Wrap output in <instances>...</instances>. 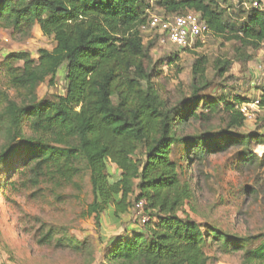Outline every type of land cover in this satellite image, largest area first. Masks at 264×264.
I'll list each match as a JSON object with an SVG mask.
<instances>
[{
  "label": "trees",
  "instance_id": "1",
  "mask_svg": "<svg viewBox=\"0 0 264 264\" xmlns=\"http://www.w3.org/2000/svg\"><path fill=\"white\" fill-rule=\"evenodd\" d=\"M156 1L164 16L198 13L212 34L231 35L227 40L246 49L259 51L264 44V10L239 7L245 18L237 25L224 21L225 9L215 1ZM149 9L150 0H0V29L27 39L38 26L56 42L52 51H39L37 63L27 52L0 63V164L14 160V174H26L35 186L78 187V179L89 177L93 201L86 214L97 224L104 217L120 221L145 199L150 222L108 242L109 264H208L210 247L241 253L243 264H264V234L239 238L215 227L204 231L179 215L194 197L188 165L232 147L244 148L236 168L258 160L251 149L263 145L264 136L239 132L248 122L241 106L259 100L264 109V89L254 99L204 95L209 61L200 56L191 96L169 100L148 69L141 29ZM63 68L66 95L39 99L38 86L48 79L55 84ZM216 68L222 77L230 64ZM219 118L225 128L186 134L192 123ZM54 243L76 253L87 248L67 236L56 242L53 230L39 241Z\"/></svg>",
  "mask_w": 264,
  "mask_h": 264
},
{
  "label": "rangeland",
  "instance_id": "2",
  "mask_svg": "<svg viewBox=\"0 0 264 264\" xmlns=\"http://www.w3.org/2000/svg\"><path fill=\"white\" fill-rule=\"evenodd\" d=\"M225 9L224 21L237 24L245 16L232 0H210ZM264 2V0H263ZM165 13L156 0H150L147 20ZM155 31L143 32L145 46L149 50V72L152 82L172 102L187 99L193 91V65L200 56L207 57L209 88L204 95L214 99L234 97L254 99L264 89V76L257 73V66L264 61V53L246 49L236 40H227L212 34L199 40L188 50L178 49L169 43H161ZM56 47L53 38L45 37L40 28H34L31 36L24 39L11 31L0 29V63L10 54L27 52L37 63L40 50L52 51ZM178 55V56H177ZM173 57L176 61L170 62ZM229 63L224 76H219L216 65ZM161 74V76H158ZM66 69L63 68L55 84L48 79L37 88L39 99L66 95ZM209 126V127H208ZM225 128L223 118L209 125L192 123L187 135ZM239 132L243 135L264 136V109L256 112V119L246 122ZM4 138H0V152ZM242 147H232L225 153L209 155L205 161L188 165L189 179L194 197L179 215L189 216L197 223L215 227L239 238L264 234V144L254 145L251 151L258 157L252 164L236 168ZM14 160L0 164V264H109L106 260L108 242L126 231L142 230L134 210L123 215L120 221L105 217L100 224L87 216L93 201L89 177L78 179V187L57 188L49 184L35 186L27 175L13 172ZM119 173L116 166H112ZM8 184V186H7ZM111 215V213H110ZM118 222V223H117ZM206 226V227H205ZM53 230L56 242L64 236L74 238L87 248L82 252L40 245L41 237ZM208 264H243L241 253L224 252L218 247L206 250Z\"/></svg>",
  "mask_w": 264,
  "mask_h": 264
},
{
  "label": "built area",
  "instance_id": "3",
  "mask_svg": "<svg viewBox=\"0 0 264 264\" xmlns=\"http://www.w3.org/2000/svg\"><path fill=\"white\" fill-rule=\"evenodd\" d=\"M237 6L241 5L245 9L264 10L263 0H232ZM145 31H155L160 36V42L169 43L178 49H189L199 40L211 33L209 25L202 19L201 15L190 12L183 15L173 16H152L141 29ZM157 34V35H158ZM264 53V44L260 49ZM257 73L264 76V61L257 66ZM260 102L255 100L241 106V113L247 121L256 119V112L260 111ZM148 202L145 199L139 200L134 207V216L143 227L150 222L147 213Z\"/></svg>",
  "mask_w": 264,
  "mask_h": 264
},
{
  "label": "crops",
  "instance_id": "4",
  "mask_svg": "<svg viewBox=\"0 0 264 264\" xmlns=\"http://www.w3.org/2000/svg\"><path fill=\"white\" fill-rule=\"evenodd\" d=\"M259 52L261 53V51L259 50Z\"/></svg>",
  "mask_w": 264,
  "mask_h": 264
}]
</instances>
